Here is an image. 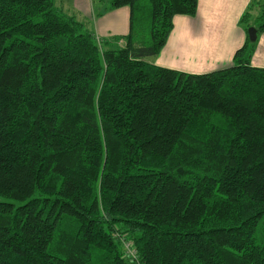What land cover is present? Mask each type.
Here are the masks:
<instances>
[{"label": "trees", "instance_id": "obj_1", "mask_svg": "<svg viewBox=\"0 0 264 264\" xmlns=\"http://www.w3.org/2000/svg\"><path fill=\"white\" fill-rule=\"evenodd\" d=\"M54 1L0 0V264H264V0L205 73L144 60L198 0L101 2L102 40Z\"/></svg>", "mask_w": 264, "mask_h": 264}, {"label": "crops", "instance_id": "obj_2", "mask_svg": "<svg viewBox=\"0 0 264 264\" xmlns=\"http://www.w3.org/2000/svg\"><path fill=\"white\" fill-rule=\"evenodd\" d=\"M250 1L198 0L196 13L193 16L175 15L165 45L155 57L148 56L144 60L189 73H205L230 66L236 49L246 38L239 20ZM65 2V13L69 10L79 20H83L84 25L87 22V29L97 39H111L128 31L127 6L97 15V7L93 9L94 4L90 0ZM250 62L254 66L264 67V31L256 41Z\"/></svg>", "mask_w": 264, "mask_h": 264}, {"label": "rangeland", "instance_id": "obj_3", "mask_svg": "<svg viewBox=\"0 0 264 264\" xmlns=\"http://www.w3.org/2000/svg\"><path fill=\"white\" fill-rule=\"evenodd\" d=\"M65 1H67V0H65ZM64 0H55L54 2H55V5L57 6V7H59L61 10H63L64 12H65V2ZM72 0H70V2H71ZM91 1V4H94V6H92V8L94 9V8H96L97 7V11H96V14L98 13V8H100V6H101V2L102 3H104V4H107V2L109 1V0H90ZM250 3H252L253 5H252V9L250 10V17H249V21L250 22H253L254 20H255V18L257 17V15H258V13H259V9L254 5V3H253V0H251L250 1ZM249 3V4H250ZM66 7H67V10H68V7H69V4L67 3V5H66ZM96 10V9H95ZM108 11V10H107ZM67 14H69V15H73V14H71L70 12H69V10H68V13ZM94 12H93V15L95 16L96 15ZM103 14V13H102ZM97 15H99V14H97ZM101 15V14H100ZM76 17V16H75ZM77 18V17H76ZM80 21H82L83 22V20H80ZM84 23V22H83ZM85 27L87 28V22H85ZM242 26V25H241ZM243 27V26H242ZM173 28V27H172ZM243 30H244V32H245V34H246V31H245V29L243 28ZM248 30V29H247ZM124 35V34H123ZM248 35V34H247ZM261 35V33L259 34V36ZM119 36H122V35H119ZM259 36L257 35V38H256V41H258L259 40ZM112 37H114V36H112ZM258 39V40H257ZM167 41V40H166ZM119 44H122L123 43V41H120V42H118ZM106 43L105 42H102V46L103 47H105L106 45H105ZM165 45V44H164ZM153 57H155V56H153ZM152 64V63H151ZM154 65V64H153ZM117 238V237H116ZM118 239V238H117ZM120 241V240H119ZM126 242V238L124 239V237L122 236V244H121V248H122V254H123V256L125 257V258H127V259H129V260H131V259H134V258H130L129 257V255L131 256V257H133V255H131V254H129V248L127 247V245L126 244H124ZM128 255V256H127Z\"/></svg>", "mask_w": 264, "mask_h": 264}, {"label": "built area", "instance_id": "obj_4", "mask_svg": "<svg viewBox=\"0 0 264 264\" xmlns=\"http://www.w3.org/2000/svg\"><path fill=\"white\" fill-rule=\"evenodd\" d=\"M116 237L120 240V242H121V244H122V237H120L119 235L116 236ZM124 244H126L128 248L130 247V248L128 249V250H129V254L133 255V257H131L130 255H129V257H130V258H134V257H136V251H135L134 248H133V243H132L131 241L126 240V242H125ZM127 256H128V255H127Z\"/></svg>", "mask_w": 264, "mask_h": 264}, {"label": "water", "instance_id": "obj_5", "mask_svg": "<svg viewBox=\"0 0 264 264\" xmlns=\"http://www.w3.org/2000/svg\"><path fill=\"white\" fill-rule=\"evenodd\" d=\"M248 38L251 41H255L257 38V29L254 26H249L247 30Z\"/></svg>", "mask_w": 264, "mask_h": 264}]
</instances>
